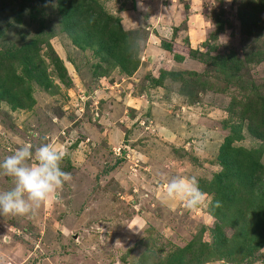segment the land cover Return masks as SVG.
Returning a JSON list of instances; mask_svg holds the SVG:
<instances>
[{"label":"rangeland","instance_id":"rangeland-1","mask_svg":"<svg viewBox=\"0 0 264 264\" xmlns=\"http://www.w3.org/2000/svg\"><path fill=\"white\" fill-rule=\"evenodd\" d=\"M56 1L27 0L21 7V0H0V27L6 32L0 50L42 31L71 80L67 87L53 72L54 90L32 84L29 110L14 111L0 101V161L24 143H49L66 152L61 168L72 175L60 199L45 202L35 214L0 215V264H158L190 242H216L218 226L231 238L237 229L211 212L217 195L213 183L223 172L219 156L230 125L240 121L230 117L228 108L248 94L192 58L183 31L190 28L191 42H202V52L208 45V56L234 51L242 57L252 41L236 16L237 5L245 0H100L120 19L124 8L122 17L132 27L128 31L140 42L132 73L89 49L80 50L60 32ZM191 2L200 9L195 4L189 10ZM28 4L41 7L37 18ZM215 16L224 22L218 34ZM261 19L264 24V11ZM196 28L201 30L195 32L201 37L197 41ZM161 41L171 42L173 54L160 47ZM174 73L182 81H175ZM195 74L198 84L192 83ZM240 74L249 86L264 85V63ZM240 134L234 147H259L245 128ZM117 158L122 161L113 167ZM192 175L211 197L210 205L189 210L179 200H164L168 178ZM13 185L11 177L0 173V191ZM244 208L245 203L236 207ZM258 222L264 223V215L246 216L242 224L252 230ZM255 259L214 257L205 264H264V247Z\"/></svg>","mask_w":264,"mask_h":264},{"label":"trees","instance_id":"trees-1","mask_svg":"<svg viewBox=\"0 0 264 264\" xmlns=\"http://www.w3.org/2000/svg\"><path fill=\"white\" fill-rule=\"evenodd\" d=\"M24 1L21 0V7L25 2L28 3L27 0ZM29 6L31 16L37 18L41 7L31 4ZM56 8L60 32L66 34L77 48L82 51L89 49L102 56L101 60H111L110 63L118 65L125 73L135 70L139 50L135 32L124 30L121 19L109 14L100 0H57ZM121 9L124 10L123 7ZM263 11L264 0H245L237 5L236 16L240 21L241 31L245 37L252 40L242 57L234 51L221 56H208L207 52L211 49L208 45L206 52L199 48L189 49V55L210 66L217 78L222 74L226 85L239 88L248 94H244L242 101L233 100L228 108L230 117H238L240 121L230 125L231 133L225 138L221 148L219 157L223 172L215 177L213 184L217 188V195L211 206L213 215L220 217L222 223L227 221L237 231L231 238L226 239L218 226L213 230L216 242L211 245L190 242L185 249H177L168 254L158 264H205L214 257L231 262L236 258H254L255 261L256 253L264 247V223H256L252 230L249 229L250 226L242 224L246 216L256 219L264 215V165L261 163L264 150V85L249 86L240 74L246 67L264 63V24L261 19ZM20 17L21 14L17 16V20ZM214 20L215 34H218L223 30L224 22L219 16H215ZM40 27L44 28L43 22ZM42 33L40 31L28 42L8 43L7 46L3 44L1 47L0 101L6 102L14 111L31 109L34 104L32 84L43 91L54 90L52 78L49 77L53 72L62 84L71 87V80L62 60L50 45V38L44 37ZM5 38L6 32L0 27V43L4 42ZM203 46L205 47V44ZM160 47L173 54L171 42L161 41ZM205 57L209 59L206 60ZM44 58H47L48 63L44 62ZM176 59L179 62L183 60L178 56ZM170 75L175 81L183 79L179 73ZM199 77L195 74L192 83L198 84ZM242 128L260 141L258 148L247 150L233 146L234 142L241 139ZM121 161V158H117L113 167ZM217 201L219 207L215 206ZM240 202L245 203V212L236 209L244 204Z\"/></svg>","mask_w":264,"mask_h":264},{"label":"clouds","instance_id":"clouds-1","mask_svg":"<svg viewBox=\"0 0 264 264\" xmlns=\"http://www.w3.org/2000/svg\"><path fill=\"white\" fill-rule=\"evenodd\" d=\"M65 155L49 143H24L0 161V173L14 181L11 189L0 191V215L35 214L45 202L58 201L64 184L72 180L71 173L61 168ZM163 198L179 200L189 210L207 207L212 202L194 175L168 178ZM215 206L219 207V201Z\"/></svg>","mask_w":264,"mask_h":264},{"label":"crops","instance_id":"crops-1","mask_svg":"<svg viewBox=\"0 0 264 264\" xmlns=\"http://www.w3.org/2000/svg\"><path fill=\"white\" fill-rule=\"evenodd\" d=\"M179 2L181 1V0H178ZM181 3V2H180ZM195 4H197V9H200L199 8V6H198V3H196L195 2ZM195 4L193 5V3L191 2V5H189V10H191L192 8H195L194 6H195ZM174 8V7H173ZM197 9H195L196 11H199V12H197V13H200V11L201 10H197ZM123 12H126V11H122V13H121V15H120V17H121V19H122V25H123V27H124V29L126 30V31H128V30H130V29H132V27L131 26H129L128 24H129V20H128V18H124V17H122L123 15ZM201 13H202V11H201ZM154 22H155V20H154ZM190 28H188V30H186V31H183L184 32V37L185 36H187L186 38H187V40H188V43H189V49H197V48H199L200 46H199V44H201V43H195L194 45H193V43L191 42V40H192V36H191V31L189 30ZM206 30V29H205ZM198 31H201V30H198L197 28L195 29V31H193V37H194V40L195 41H197V39H200L201 37H198V38H196V36H195V32H198ZM203 39V38H202ZM189 40H190V42H189ZM191 43V44H190ZM196 45V46H195Z\"/></svg>","mask_w":264,"mask_h":264}]
</instances>
